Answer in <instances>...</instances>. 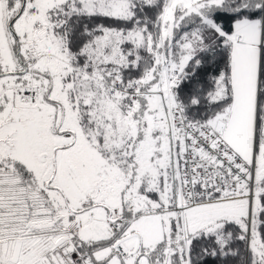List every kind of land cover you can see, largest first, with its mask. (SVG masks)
<instances>
[{
	"label": "snow or ice",
	"instance_id": "snow-or-ice-1",
	"mask_svg": "<svg viewBox=\"0 0 264 264\" xmlns=\"http://www.w3.org/2000/svg\"><path fill=\"white\" fill-rule=\"evenodd\" d=\"M0 264H264V0H0Z\"/></svg>",
	"mask_w": 264,
	"mask_h": 264
}]
</instances>
